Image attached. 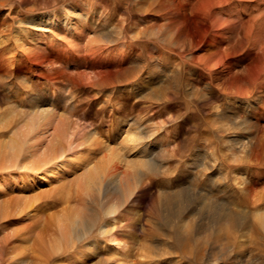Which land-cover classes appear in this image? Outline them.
Segmentation results:
<instances>
[{"label": "rangeland", "instance_id": "1", "mask_svg": "<svg viewBox=\"0 0 264 264\" xmlns=\"http://www.w3.org/2000/svg\"><path fill=\"white\" fill-rule=\"evenodd\" d=\"M44 106L68 123L65 142H74L78 151L90 134L119 148L118 141L132 142L143 129L155 133L142 156L124 148L135 156L136 165L115 160L108 168L144 170L145 178L138 198L124 208H132L133 214L118 219L133 227V236L121 237L132 252L126 262L114 264L139 259L147 264L257 263L255 229L244 228L231 243L225 235L229 228L215 218L201 262L166 243L156 257L139 254V249L142 238L156 237L145 232L156 214V180L171 183L176 178L163 174L167 157L175 144L177 155L186 157L189 136L195 133L198 140L205 125L210 133L204 156L208 167L191 170L190 205L199 207L205 198L208 203L213 198L218 205L248 213L246 222L256 221V189L264 186V0H0V147L21 130L35 108ZM161 119L171 128L176 125L170 128L173 135L163 136L164 130L154 126ZM140 121L146 125L139 127ZM6 153L8 147L3 161ZM103 154L98 151L93 157ZM55 183L40 189L68 193ZM25 187L16 166L0 168V264L33 257L42 221L67 204L45 196L28 201L18 213V197L32 194ZM79 187L74 181L71 190L77 193ZM81 202L75 198L71 204ZM160 237L172 240L169 234Z\"/></svg>", "mask_w": 264, "mask_h": 264}, {"label": "bare ground", "instance_id": "2", "mask_svg": "<svg viewBox=\"0 0 264 264\" xmlns=\"http://www.w3.org/2000/svg\"><path fill=\"white\" fill-rule=\"evenodd\" d=\"M43 20H46V18ZM169 95L171 96V94ZM80 97L82 98V96ZM53 110L48 106L35 108L29 115L28 121L23 123L21 130L17 131V134L11 135L10 139L2 144L3 147H0V168L3 166L7 168L16 166L17 176L22 179L23 183H26V187L23 190L26 192L28 190L32 193L18 197V213L24 210L28 201L30 202V200H36L45 196L55 203L67 202L60 211L58 210L59 212L51 213L50 216H44L45 218L42 221V224H44L43 230L38 234L35 245L33 246L34 256L31 258L20 256L21 258L19 257L17 261H20V264H114V261L116 263L117 260L121 261L125 259L126 262V259H128L129 254L132 252V247L128 246L125 240H121V237L122 235L133 236L134 232L132 226L127 228L125 223H120V221L118 223V219L125 220L133 214L132 208L129 210H124V208L128 203L138 198L136 194L140 189L139 186L145 180L144 170L138 171L137 173H122L120 171H108V168L113 166L115 160L125 161L126 163H130V165L135 162L136 165L137 161H134L135 156L133 158L130 153L135 152L138 156L146 153L149 146L152 145L150 144V140H148L149 136L155 133L153 129H143L140 133H133V135L135 134L137 136L133 137L131 135L134 141L130 142L131 140L129 141L128 139L118 141L120 144V147L118 144L119 148L113 146L110 141L94 138L93 134H90L84 140L86 146L82 148V151H78L74 147V142H70L69 145L66 144L65 139L67 141L70 135H68V123L60 119V116L58 118L57 114L53 113ZM166 121L165 119H161V122L159 120L160 123L158 122L154 126L156 128L161 127L164 130L163 136L165 134L167 136L169 134L173 135L171 131L172 129H176V125L175 128H171L166 125ZM205 123H208L206 119ZM127 124L130 127V123H125L126 126ZM138 125L139 127H144L146 124L144 125V122L142 123L140 121ZM202 129V135L198 140L194 132L189 138L187 137L188 142L185 143L186 157H183L182 154L177 155L178 152L174 150L176 149V144L172 149L173 151L169 154V157H167L169 160L163 169V174L169 176L171 180H173V177L176 178L171 183L165 182L164 179L156 180L160 184V191L155 199L157 204L154 205L156 214L154 219H149L148 226L145 229V232L156 237L142 238L144 240H141L142 244L140 245L139 254L144 253L150 257L162 255V249L166 243V245L169 244L173 249L179 248L184 253H190L195 261L201 262L205 256V242L209 234L213 232V218H215L219 221L222 220L229 228L228 234L225 233V235H227V241L229 240L231 243L237 240L239 233L243 234L244 228L255 229L258 235L259 249L256 264H264V186L256 189V221L254 222L252 220L254 223L245 221L244 216L248 213L236 212L231 206L218 205L214 202L215 200L213 198H211L213 201L210 199V203L205 198L199 207L190 205L192 191L187 185V180L192 177V175L190 176L191 170L197 165H201L205 169L208 167L204 156L206 157L207 154V152L205 154V147H208L206 139H208V135L210 134H208L209 126L205 125ZM128 134L131 133L128 132ZM167 143L169 144V142ZM193 144H196L195 148ZM7 147L8 153L6 154L8 156L3 161L2 155ZM124 148L131 150V152H124ZM98 151H103L104 154L102 156L100 155L101 157L99 159H94L93 156L96 157ZM61 170H63V176L59 175ZM206 173L208 172L206 171ZM70 174H73V176L70 177ZM74 181L79 183L80 186L77 189V193L71 190ZM55 182H57V188L63 191L66 190L68 193L64 194L63 192L58 193L55 190L40 189L45 183ZM242 193L239 195L241 201L242 197L244 198ZM75 198L77 200L81 198V206L71 204V201ZM120 213H125V216H119ZM104 216H109V218L105 219ZM179 218L182 221L177 222ZM233 227L240 232L234 230ZM162 234H169L172 236V240L168 239V241H165L160 237ZM108 249H112V251L108 252ZM212 255L213 253L209 252V256H207L211 257ZM240 256L242 257V254ZM131 261L133 262V260ZM134 263L147 264V261L139 259V261H135Z\"/></svg>", "mask_w": 264, "mask_h": 264}]
</instances>
